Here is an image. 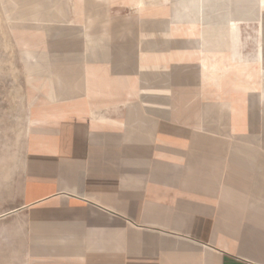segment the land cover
<instances>
[{
  "label": "crops",
  "instance_id": "0c3cea01",
  "mask_svg": "<svg viewBox=\"0 0 264 264\" xmlns=\"http://www.w3.org/2000/svg\"><path fill=\"white\" fill-rule=\"evenodd\" d=\"M189 7L0 0L18 264H264V0Z\"/></svg>",
  "mask_w": 264,
  "mask_h": 264
},
{
  "label": "rangeland",
  "instance_id": "374dc122",
  "mask_svg": "<svg viewBox=\"0 0 264 264\" xmlns=\"http://www.w3.org/2000/svg\"><path fill=\"white\" fill-rule=\"evenodd\" d=\"M190 3L186 12L198 7L199 17L204 15V2L208 0H183ZM10 44L0 35V61L3 50H9ZM10 69V68H9ZM21 95L18 92V74L3 71L0 66V213L12 204L13 191L19 182V172L13 167L17 159V146L21 144L24 114L22 112ZM14 218H0V226L11 225ZM21 240L13 244L0 243V264H18L21 257Z\"/></svg>",
  "mask_w": 264,
  "mask_h": 264
},
{
  "label": "bare ground",
  "instance_id": "6f19581e",
  "mask_svg": "<svg viewBox=\"0 0 264 264\" xmlns=\"http://www.w3.org/2000/svg\"><path fill=\"white\" fill-rule=\"evenodd\" d=\"M260 5H261V4H260ZM260 10H261V9H260ZM199 11H200V10L198 9V7H195L192 11H188V12H186L184 16H185V18H187V17H188V19L190 18V19H191V22L193 21L192 23H194V22H195V21H194V18H195V17H199ZM188 19H187V20H188ZM189 22H190V21H189ZM250 24H251V23H250Z\"/></svg>",
  "mask_w": 264,
  "mask_h": 264
}]
</instances>
